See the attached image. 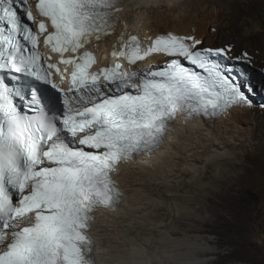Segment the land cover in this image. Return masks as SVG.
Here are the masks:
<instances>
[{
    "label": "snow or ice",
    "instance_id": "snow-or-ice-1",
    "mask_svg": "<svg viewBox=\"0 0 264 264\" xmlns=\"http://www.w3.org/2000/svg\"><path fill=\"white\" fill-rule=\"evenodd\" d=\"M34 10L39 21L28 0H0V264H95L89 231L98 208L119 203V165L158 150L178 114L251 108L240 86L252 90L240 66L251 58L195 36L158 35L145 49L121 34L113 56L135 65L162 54L165 64L91 71L94 56L80 50L111 35L119 0H35ZM41 37L72 66L66 90L51 79L60 69L42 63Z\"/></svg>",
    "mask_w": 264,
    "mask_h": 264
},
{
    "label": "bare ground",
    "instance_id": "bare-ground-1",
    "mask_svg": "<svg viewBox=\"0 0 264 264\" xmlns=\"http://www.w3.org/2000/svg\"><path fill=\"white\" fill-rule=\"evenodd\" d=\"M178 1L124 0V10L119 17L122 22H127L126 25L133 21L137 28L143 29V33L148 31L157 35L175 31L195 34L208 46H220L219 39L236 36V49L250 46L248 49L255 56L257 65L264 66V0H203L208 4L195 5L189 2L181 7H173ZM172 9H175L174 12H171ZM241 21L252 27H242ZM115 40L116 36L110 38L108 45L111 46ZM263 125L264 102L256 101L251 108L232 109L229 115L220 118L195 120L186 124L179 121L173 134L153 155H145L142 159L146 160L120 167L117 179L124 191V201L114 211L100 210L94 224L100 264H142L137 251L140 247L138 242H148L147 236L165 227L162 215L167 213L176 216L172 212L171 201L175 195H180L185 181L178 183L180 177L176 170L182 165L190 168L199 162L205 163V169H189L192 181H188L186 187L206 185L203 181L209 167L219 169L213 181L221 185L222 189L216 192L211 190L206 197L207 209L215 213L217 223H232L226 217V210L231 208L239 186L248 179L253 166L246 160L242 164L232 160L239 157L238 149H226L223 153L219 148H223L221 145L225 148L229 143L249 145L253 151L248 153L257 154L253 157L254 161L264 159V138L252 139L256 135L254 130ZM260 135L264 137V132ZM193 221L196 224L202 222L198 219ZM178 224L189 230V225L182 219ZM171 233L179 232L173 228ZM218 242L221 243V240ZM203 251L202 255L213 253L209 249ZM235 252L230 251L228 255Z\"/></svg>",
    "mask_w": 264,
    "mask_h": 264
},
{
    "label": "rangeland",
    "instance_id": "rangeland-1",
    "mask_svg": "<svg viewBox=\"0 0 264 264\" xmlns=\"http://www.w3.org/2000/svg\"><path fill=\"white\" fill-rule=\"evenodd\" d=\"M182 1L176 2L173 7H181L189 2L195 5L208 4L203 0ZM174 10L172 9L171 12ZM218 41L222 45L228 41L237 44V37H225ZM206 44L207 42L204 43ZM244 47L250 48V46ZM246 128L251 130L248 126ZM254 132L256 135L252 138L253 140H263L264 137L260 134L264 132V127H258ZM221 147L223 148H219L218 145L223 153L238 149L239 157L232 160L238 164L246 160L250 166H253L248 179L239 186L237 197L232 202L231 208L226 210V217L232 223H217L215 213L207 209L206 197L211 190L216 192L222 189L221 185L213 181L214 176L219 174V169L209 167V172L205 174L203 181L206 185L199 188L186 187L188 181H192L189 169L196 171L205 169V163L199 162L197 166L190 165V168L182 165L176 170L180 177L178 183L185 181L181 186L180 195H175L171 201L172 212L176 213V216L167 213L162 215L165 227L154 230L147 236L148 242L146 240L144 243L138 242L140 247L137 251L142 264H264V159L254 161L253 157L257 154L248 153L253 151L249 145L239 146L229 143L225 148L223 145ZM257 151L260 150L257 148ZM181 219L189 225V230L179 226L178 221ZM193 219L202 222L196 224ZM173 228L179 233H171ZM219 240L221 243L218 242ZM203 249H209L213 253L202 255ZM233 250L236 252L228 255V252Z\"/></svg>",
    "mask_w": 264,
    "mask_h": 264
}]
</instances>
